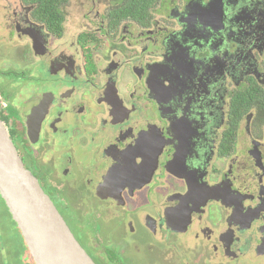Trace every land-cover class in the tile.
<instances>
[{"label": "flooded vegetation", "instance_id": "1", "mask_svg": "<svg viewBox=\"0 0 264 264\" xmlns=\"http://www.w3.org/2000/svg\"><path fill=\"white\" fill-rule=\"evenodd\" d=\"M30 1L0 0V121L94 264H264V0H78L68 39Z\"/></svg>", "mask_w": 264, "mask_h": 264}, {"label": "water", "instance_id": "2", "mask_svg": "<svg viewBox=\"0 0 264 264\" xmlns=\"http://www.w3.org/2000/svg\"><path fill=\"white\" fill-rule=\"evenodd\" d=\"M0 198L33 264H94L27 170L0 121Z\"/></svg>", "mask_w": 264, "mask_h": 264}, {"label": "rangeland", "instance_id": "3", "mask_svg": "<svg viewBox=\"0 0 264 264\" xmlns=\"http://www.w3.org/2000/svg\"><path fill=\"white\" fill-rule=\"evenodd\" d=\"M77 1L78 0H66V9L68 10V18L66 21L65 25V30H66V37L67 39L70 38L71 36L73 37L75 34V30L77 26L79 25L81 19V13L78 11L77 8ZM18 78V79H17ZM14 80H19V83L22 81V76H15ZM32 83H26V85L30 86ZM21 85H18L20 87ZM6 95H4V99L10 100V102L13 105H19L20 100L18 98L19 94L18 92L15 91H6ZM17 94V96H16ZM21 104V103H20ZM4 113L8 114L9 119H14V112H10L5 109H3ZM59 210L63 214L65 218H71L73 216V211H68L64 207L61 208L59 207ZM10 215V214H9ZM8 213L4 209L2 205H0V264H19L18 262H21L22 264H27V256L26 252L24 251H18L16 246L14 244L20 243L19 235L20 233H15L13 228H12V223H11V216L9 218ZM83 225L87 227V230L92 231V226L89 225L86 221H83ZM109 230L105 231V235L109 236ZM15 238V241L12 240ZM22 239V237L20 236ZM3 240V241H2ZM23 241V240H22ZM3 245H2V244ZM24 243V242H23ZM107 246V244H106ZM263 260L258 259L254 262V264H262Z\"/></svg>", "mask_w": 264, "mask_h": 264}, {"label": "trees", "instance_id": "4", "mask_svg": "<svg viewBox=\"0 0 264 264\" xmlns=\"http://www.w3.org/2000/svg\"><path fill=\"white\" fill-rule=\"evenodd\" d=\"M29 2L30 0H26ZM120 1H126V0H120ZM155 0H127V9L135 10V14H130L131 16L137 17L140 15L141 12L144 10H147ZM32 3L36 4V9L34 13V17L37 21H40L44 23L48 29L54 33L55 35H58L61 32V27L63 23L62 14L59 7V1L58 0H31ZM124 7V6H122ZM0 205L4 207L6 212L8 213V210L0 198ZM9 215V213H8ZM10 218V215H9ZM11 219V218H10ZM12 228L15 233H19L15 223L11 220ZM20 239V243L14 244L18 251H25L27 256V264H33L32 259L28 256L27 249L25 247V244L23 243L22 239L20 238V235L18 236ZM15 241V238L12 239ZM3 241V240H2ZM1 242V241H0ZM2 244V243H1ZM3 245V244H2ZM19 264H22L21 262H18Z\"/></svg>", "mask_w": 264, "mask_h": 264}]
</instances>
